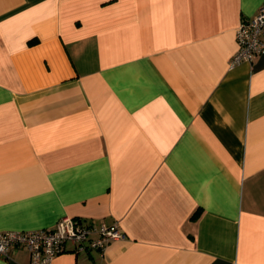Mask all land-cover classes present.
Instances as JSON below:
<instances>
[{
	"label": "crops",
	"instance_id": "crops-1",
	"mask_svg": "<svg viewBox=\"0 0 264 264\" xmlns=\"http://www.w3.org/2000/svg\"><path fill=\"white\" fill-rule=\"evenodd\" d=\"M262 3L0 0V232L125 233L52 264H264V51L230 66Z\"/></svg>",
	"mask_w": 264,
	"mask_h": 264
},
{
	"label": "built area",
	"instance_id": "built-area-1",
	"mask_svg": "<svg viewBox=\"0 0 264 264\" xmlns=\"http://www.w3.org/2000/svg\"><path fill=\"white\" fill-rule=\"evenodd\" d=\"M235 37L238 50L230 60V66L243 60L251 61L264 51V3L253 17L242 19ZM92 233L96 236L91 237ZM124 237L125 233L117 223L101 222L91 226L66 215L51 228L0 232V256L8 257L9 247H22L28 252L29 264H52L56 256L67 250L68 242L73 243L77 251L101 250L110 242Z\"/></svg>",
	"mask_w": 264,
	"mask_h": 264
}]
</instances>
